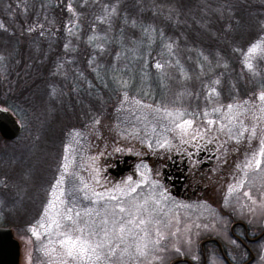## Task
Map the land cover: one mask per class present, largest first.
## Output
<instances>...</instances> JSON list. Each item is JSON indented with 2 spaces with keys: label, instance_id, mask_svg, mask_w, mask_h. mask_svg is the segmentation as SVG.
<instances>
[{
  "label": "rangeland",
  "instance_id": "374dc122",
  "mask_svg": "<svg viewBox=\"0 0 264 264\" xmlns=\"http://www.w3.org/2000/svg\"><path fill=\"white\" fill-rule=\"evenodd\" d=\"M19 5L21 9L24 8L15 0H8V10L14 6L13 14L4 23H0L4 25L3 29L9 25L16 29L14 23L16 25L18 18L22 20V25L15 33L17 38L24 41L23 44H30L34 40L24 32L26 14L16 8ZM32 20V27H35L36 18ZM39 27L45 28L46 25L39 23L35 28ZM148 55L150 53L145 54ZM171 56H175L177 63L171 71L166 72L159 62L161 67L158 69L157 63L150 67L148 61H145L139 73L140 81L138 78L135 86L132 87L127 79L121 81L120 78L110 88L117 94L106 99L99 98L100 106L87 119L75 113H63L58 104L49 107L59 100H48L43 89L38 95L40 100L36 108L27 109L26 105L17 103L21 107V114L12 113L22 127L20 136L14 141L3 140L0 136V225L4 221L10 224L15 238L21 244L19 264H61L62 250L57 243L61 237L56 235L58 230L54 227L48 231L46 228L53 218L61 219L58 212L63 213L69 207L73 209V214L81 213L78 225L87 232L93 229L98 231L97 225L109 229L110 246L116 248V253L111 261H105L104 264H170L181 258L183 253L194 248L191 238L197 227L190 223L191 219L182 218V214L187 213L183 207L185 204L169 201L159 176L156 175L154 179L152 175L157 172H153V160L144 161L143 157L150 155L153 159L157 155L164 156L173 147L185 144L183 141L217 142L221 146L229 142L236 147L238 154L239 151L246 152L247 160L243 156L244 162L248 164L253 161L249 167L251 173L246 177L259 174L261 164L257 167L255 159L261 160L264 156V103L257 97L264 92V84L261 88L249 85V91L244 87H230L235 97L228 95L226 98L220 90L221 80L218 82L204 78V72L195 80H189L186 77L189 70L183 63V56ZM254 57L257 56L248 55L244 67L253 75ZM249 63L251 69L247 67ZM163 71L165 74L158 78L161 84L158 89L153 76ZM2 72L0 65V82L6 83L7 91V81L13 77L11 73ZM14 77L17 80H30L21 69L15 72ZM258 79L264 80L260 76H253L247 84L258 82ZM199 80L212 83L199 86ZM232 81L236 85V80ZM156 89L161 97L156 96ZM69 93L72 91L67 89L66 94ZM100 94L103 95V91ZM104 103L105 106H102ZM229 105H232L231 109ZM183 120L194 121L189 135L182 136L176 128V124ZM208 120L214 122L210 126L211 130L206 123ZM195 131L201 132L203 138L193 140L191 134ZM115 153L136 157L135 178L128 175L123 180H117L104 176L105 157L113 158ZM61 179L63 182L57 185ZM252 180L256 183L255 179ZM258 185L260 187L253 186L249 199L242 202L246 206V215L249 214L247 220H260L259 216L264 213V173ZM244 187H239V191L247 190ZM236 192H231L230 196L236 194L239 197L240 194ZM56 196H60L63 203L57 201V207L51 208L50 202ZM112 196L116 199H111ZM119 207H124L126 212L121 213ZM195 210L201 209L196 207ZM105 219L108 220L106 226L102 225ZM129 219L134 224L126 225L131 231L121 240L116 234L117 229L121 222ZM141 219L145 223L136 227ZM211 220L198 218V227ZM41 223L45 228L40 227ZM33 230L39 235H33ZM102 237L103 233H100V236L93 238L98 240ZM108 247L106 244L105 250ZM190 256L187 255L188 259ZM211 264L223 263L218 259Z\"/></svg>",
  "mask_w": 264,
  "mask_h": 264
},
{
  "label": "trees",
  "instance_id": "16d2710c",
  "mask_svg": "<svg viewBox=\"0 0 264 264\" xmlns=\"http://www.w3.org/2000/svg\"><path fill=\"white\" fill-rule=\"evenodd\" d=\"M15 2L24 5L23 9L20 5L16 8L26 14L23 29L34 40L23 44L17 38L16 29L22 25L19 18L18 26L14 23L16 29L10 25L7 29L0 28L1 70L13 77L7 81V91L6 83L0 82V107L15 115L21 114L19 103L27 109L36 108L43 89L48 100H59L49 107L58 104L63 113H75L87 119L100 106L99 98L117 94L110 88L120 78L135 86L145 61L150 67L159 62L166 72L173 70L177 63L172 54L183 56L189 80L200 77L202 72L204 78L221 80L220 90L226 98L235 97L230 87H244L249 91L250 86L264 84L262 79L247 84L253 76L264 78V51L261 50L264 49V0ZM7 5L8 0H0L2 23L13 14L14 6L8 10ZM33 18H36L35 27L39 23L46 27H32ZM253 43L260 45L261 52L252 54L257 56L253 58L254 75L244 69ZM146 53L150 55L147 57ZM18 69L30 80H17L14 76ZM165 71L153 76L158 89L161 87L158 78ZM232 80H236V85ZM47 82H50L48 86ZM211 83L197 81L199 86ZM67 89L72 93L66 94ZM155 94L162 96L157 89ZM0 226L10 227V224L4 221Z\"/></svg>",
  "mask_w": 264,
  "mask_h": 264
},
{
  "label": "flooded vegetation",
  "instance_id": "af4514ba",
  "mask_svg": "<svg viewBox=\"0 0 264 264\" xmlns=\"http://www.w3.org/2000/svg\"><path fill=\"white\" fill-rule=\"evenodd\" d=\"M20 134L21 129L17 137L6 141H14ZM245 154L240 151L238 154L236 147L229 142L221 146L217 142L200 141L173 147L164 156L157 155L153 159L150 155L143 157L144 161L153 160L152 169L157 172L152 175L154 179L159 176L169 201L185 204L183 207L187 213L182 214V218L191 219L190 223L197 227L191 238L194 248L185 252L191 258L183 253L181 258L170 264H211L218 259L223 264H264V213L259 216L260 220H247L249 214L246 215V206L242 203L252 195L254 185L260 187L258 181L264 173V156L259 174H250L247 178L251 168L244 162L243 156L247 160ZM113 156L105 157V177L117 180H123L128 175L136 177L135 156L118 153ZM126 156L129 158L125 161ZM239 187L247 190L239 191ZM235 190L239 197L236 194L230 196ZM196 207L201 210H195ZM198 218L212 220L198 227ZM0 227L10 228L14 234L11 226ZM19 246L21 253L20 242Z\"/></svg>",
  "mask_w": 264,
  "mask_h": 264
},
{
  "label": "snow or ice",
  "instance_id": "6c2138e0",
  "mask_svg": "<svg viewBox=\"0 0 264 264\" xmlns=\"http://www.w3.org/2000/svg\"><path fill=\"white\" fill-rule=\"evenodd\" d=\"M4 25L0 23V28H3ZM169 47H171L169 45ZM260 48V45L258 43H253L251 47L248 49V54L251 56L252 54H255L257 50ZM264 51V49H261ZM156 67L159 69L161 65L157 63ZM247 67L251 69L252 65L249 63L247 64ZM215 90H213L214 92ZM257 99L264 103V92H261L260 95L257 97ZM247 103V101H245ZM229 109L232 108V105L228 106ZM169 116L172 115V113H168ZM178 116L180 114H177ZM207 115V113H205ZM206 123L209 125V130H211V125L214 123L211 120L206 121ZM194 121L193 120H183L182 123H177L176 128L180 130L181 135H189V130L193 129ZM254 131V129H253ZM243 135V133H241ZM192 139L196 140L197 138H203V135L199 131H195L191 134ZM184 143H187V141H183ZM167 143V141H165ZM161 147H164V144L160 145ZM253 164V161H249L248 166L251 167ZM261 164L260 159H255V165L259 167ZM65 171H67V165H65ZM63 180H58L57 185L62 183ZM87 187V185H85ZM135 191V189H133ZM62 195V193H61ZM95 195H100L96 193ZM245 195H248V193H245ZM103 198V197H101ZM111 199H116V197L112 196ZM57 201L60 203H63V201L60 199V196H56V199L54 201L50 202V207L54 208L57 207ZM119 211L121 213L126 212V209L124 207H119ZM58 216H60L61 219H55L53 218L51 222L47 225L46 231L51 230L53 227L57 229L56 235L61 237L57 241L59 248L61 251V264H104L105 261H111L112 257L116 253V248L111 247V239H109V229L106 227H103L101 225H97L98 231L96 229H93L91 232H87L84 228H81L78 225V220L81 217L80 212H76L73 214L72 208H67L63 213H57ZM113 223H116L113 221ZM145 221L141 219L138 224H136V227H139V225H143ZM108 224V220L105 219L102 221V225L106 226ZM134 221L132 219L127 220L126 222H121L119 228L117 229V235L122 240L124 235L127 234V232H130V228H126V225H133ZM41 228H45V225L41 223ZM100 233H103V237L100 239H94L93 237L100 236ZM33 235H39L36 230H33ZM108 244L109 247L107 250H105V245ZM55 251V249H53Z\"/></svg>",
  "mask_w": 264,
  "mask_h": 264
},
{
  "label": "water",
  "instance_id": "95a60500",
  "mask_svg": "<svg viewBox=\"0 0 264 264\" xmlns=\"http://www.w3.org/2000/svg\"><path fill=\"white\" fill-rule=\"evenodd\" d=\"M20 133V126L13 115L0 107V136L12 140ZM129 157H124L126 161ZM20 254L19 242L14 238L12 230L0 227V264H18Z\"/></svg>",
  "mask_w": 264,
  "mask_h": 264
}]
</instances>
